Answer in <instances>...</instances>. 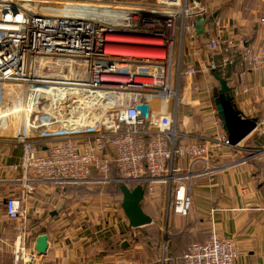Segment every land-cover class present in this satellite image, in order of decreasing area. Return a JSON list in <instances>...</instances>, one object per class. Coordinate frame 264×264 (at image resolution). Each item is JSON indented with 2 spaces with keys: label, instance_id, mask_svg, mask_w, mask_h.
<instances>
[{
  "label": "built area",
  "instance_id": "1",
  "mask_svg": "<svg viewBox=\"0 0 264 264\" xmlns=\"http://www.w3.org/2000/svg\"><path fill=\"white\" fill-rule=\"evenodd\" d=\"M100 3L0 0V106L12 94L22 105L16 128L12 112L0 114V139L23 148L21 187L4 204L9 219L22 216L39 181L61 189L87 183L141 186L149 200L161 185L166 214L187 216L193 173L180 161H188L190 169L202 162L205 173L216 169L206 166L218 150L234 148L225 134L184 141L176 117L181 79L224 70L236 56L242 71L231 90L234 98L247 91V74L264 66V47H247L218 31L205 43L210 58L183 67L175 63L178 31L193 39L196 30L188 19L203 16L205 9L192 0L132 7ZM89 4L102 5L100 13H88ZM61 99L72 106L65 110ZM140 104L148 105L147 117L136 108ZM215 123L221 125L218 116ZM254 132L264 135V118ZM236 259L234 242L211 232L205 242L186 247L180 264H236ZM34 260L29 254L23 264ZM13 264H20L18 255Z\"/></svg>",
  "mask_w": 264,
  "mask_h": 264
},
{
  "label": "crops",
  "instance_id": "2",
  "mask_svg": "<svg viewBox=\"0 0 264 264\" xmlns=\"http://www.w3.org/2000/svg\"><path fill=\"white\" fill-rule=\"evenodd\" d=\"M149 1V0H148ZM147 0H103L104 4L132 7L148 4ZM154 0L151 1V3ZM147 2V3H146ZM202 7L203 16L188 19L189 27L200 35L193 39L183 35V55L175 63L183 67H197L210 58L205 49L207 38L216 32L222 36L243 41L245 46L264 47V0H192ZM91 8L100 6L87 5ZM101 10V9H96ZM100 12V11H99ZM202 23L197 25V22ZM178 37V36H177ZM176 37L175 43L179 39ZM180 59V60H179ZM217 63L221 56L214 57ZM242 71L239 59L219 71L231 90ZM179 89V106L176 110L178 129L184 133L185 142L225 134L222 125L215 123L218 116L214 96L219 89L212 72L199 71L192 78H184ZM246 92L233 98L236 108L246 118H264V66L249 72ZM4 105V104H3ZM3 105L0 109H3ZM158 108H154V112ZM23 148L0 139V264H13L8 256L17 242L27 245L29 254L38 257L39 264H125L129 242L125 241L127 230L123 213L114 209L113 201L120 202L121 193L110 192L106 185H98L101 193L93 205L85 211L78 206V191L74 185L59 188L39 181L34 193L24 202V213L17 219H9L4 204L7 197L18 193L21 184L20 163ZM185 172L191 171L190 195L192 205L187 216L163 209L164 188L156 186L152 200L144 197L143 212L152 223L140 230L144 238L153 237L158 242L160 232L166 229L168 261L178 264L186 247L203 243L211 232L221 238L231 239L237 247L236 264H264V135L253 132L232 149H220L210 158V169L201 173L202 162L190 169V163L181 160ZM206 168V169H208ZM93 184V183H89ZM96 185V184H95ZM120 211L121 203H120ZM163 226V227H162ZM47 236L46 254L36 256V238ZM22 236V237H21ZM20 238V239H19ZM149 241V240H148ZM152 241H149L151 245ZM153 243V244H154ZM163 242L161 243V245ZM35 261V260H34Z\"/></svg>",
  "mask_w": 264,
  "mask_h": 264
},
{
  "label": "water",
  "instance_id": "3",
  "mask_svg": "<svg viewBox=\"0 0 264 264\" xmlns=\"http://www.w3.org/2000/svg\"><path fill=\"white\" fill-rule=\"evenodd\" d=\"M201 23L202 20H199L197 25ZM201 33L202 29L196 31V34L198 35ZM212 76L219 85V89L214 96V104L217 115L221 120V125L230 145L236 147L240 142L254 132L257 119L244 117L233 102L231 88H229L227 81L215 72H212ZM136 108L143 116H148L147 104L137 105ZM119 191L122 196L121 209L129 227L132 229L142 230L143 227L151 224L152 219L146 215L141 208V202L144 199L143 188L141 186H135L133 189H130L125 185H120ZM47 247V236H38L34 246L36 256L45 255Z\"/></svg>",
  "mask_w": 264,
  "mask_h": 264
},
{
  "label": "rangeland",
  "instance_id": "4",
  "mask_svg": "<svg viewBox=\"0 0 264 264\" xmlns=\"http://www.w3.org/2000/svg\"><path fill=\"white\" fill-rule=\"evenodd\" d=\"M92 1L93 3H98L101 4L100 2L103 0H89ZM116 1V0H115ZM148 1V0H147ZM152 0H149L148 3H151ZM147 3V2H146ZM142 4H145L142 3ZM87 6V5H86ZM179 24H181L182 26V21H179ZM179 42L178 44L175 43V47H174V54H175V59L177 61V56H179V58L182 57L183 55V44H181V38H183V33H182V28L180 27V30L178 31V37ZM184 79H181V82H183ZM182 84V83H181ZM218 85V83H217ZM11 90V88L7 87V90ZM11 94V93H10ZM15 94L9 95L7 99H5L6 101L4 102V108L1 110L0 109V114H2L5 111H10L12 109H17L22 106L20 104V102L16 99ZM154 108L158 107V102L156 101L153 104ZM20 114V113H19ZM20 118H22V114H20ZM20 121V119H19ZM14 141H16V139H12ZM104 186V185H103ZM107 187H110L109 190L110 192H118V188L116 186V184H109L106 185ZM155 186H161V185H155ZM75 190L78 191V206L79 209L81 211H85L86 209L89 210V208L93 205H98L99 203H97V201H95V199H99V195L104 191H101V189L98 188V185L95 184H81V185H74ZM156 195V191L155 194ZM163 209L165 210V193L163 194ZM122 201V198L120 197V202L118 201H113L112 203L115 204L114 205V209H117L116 211V215L117 212L120 214L123 213L120 211V203ZM96 203V204H94ZM23 208H24V203H23ZM126 223L128 224L127 220ZM163 227V226H162ZM144 227L143 230H146ZM140 230L141 229H134L133 231H128L126 232L125 235V241L129 242V245L131 244L132 246L129 247L127 246V252L125 255V264H171L170 261H168V246L164 243V241H166V236L167 234L164 233V229L162 232H160V237L158 242L156 241L155 243L152 241L153 237L150 235L149 238H144L143 236L140 235ZM22 237V236H21ZM20 239V238H19ZM152 241L151 245H149V241ZM163 242V244L161 245V243ZM18 243V242H17ZM154 243V244H153ZM19 252L16 250L17 245L15 244L13 246L12 250H8V256L10 258V261L13 263L15 257L18 255L19 256V260H20V264H23L24 259L21 258L22 254L26 253L29 254V251H27V245H22L20 243L19 240ZM28 259V256H27ZM28 264H39L38 262V257L35 258V261L32 263H28ZM180 264V262L178 263Z\"/></svg>",
  "mask_w": 264,
  "mask_h": 264
},
{
  "label": "bare ground",
  "instance_id": "5",
  "mask_svg": "<svg viewBox=\"0 0 264 264\" xmlns=\"http://www.w3.org/2000/svg\"><path fill=\"white\" fill-rule=\"evenodd\" d=\"M89 5H91V4H89ZM99 6H102V5H99ZM96 9H98V8H90V10L88 11V13H92V14H99L100 12H99V10H96ZM106 15V14H105ZM72 104H73V102L72 101H69V100H65V99H61V106L65 109V110H68L71 106H72ZM19 109H20V107L19 108H15V109H12V111H9V112H12L13 113V120H15V125H14V127L16 128L17 127V118H18V112H19ZM19 242L17 243V248H16V250L18 251V253H20L19 251ZM32 254H33V252H32ZM18 255H20V254H18ZM29 254H26V253H24V254H22V256H21V258H23L25 261H27V256H28Z\"/></svg>",
  "mask_w": 264,
  "mask_h": 264
},
{
  "label": "trees",
  "instance_id": "6",
  "mask_svg": "<svg viewBox=\"0 0 264 264\" xmlns=\"http://www.w3.org/2000/svg\"><path fill=\"white\" fill-rule=\"evenodd\" d=\"M215 73H217L218 75H219V73L216 71ZM117 186V188H118V190H119V187H120V185H116ZM134 187H131V189H133ZM119 193H120V191H118Z\"/></svg>",
  "mask_w": 264,
  "mask_h": 264
}]
</instances>
